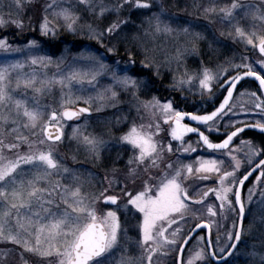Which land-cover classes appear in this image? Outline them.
<instances>
[{"label": "snow or ice", "instance_id": "snow-or-ice-1", "mask_svg": "<svg viewBox=\"0 0 264 264\" xmlns=\"http://www.w3.org/2000/svg\"><path fill=\"white\" fill-rule=\"evenodd\" d=\"M166 2L0 0V264H239L254 197L264 206V0ZM62 31L103 51L67 71L33 54ZM66 141L103 173L69 166Z\"/></svg>", "mask_w": 264, "mask_h": 264}, {"label": "rangeland", "instance_id": "rangeland-1", "mask_svg": "<svg viewBox=\"0 0 264 264\" xmlns=\"http://www.w3.org/2000/svg\"><path fill=\"white\" fill-rule=\"evenodd\" d=\"M183 1L184 2H187V3L189 2L191 4L193 3V0H183ZM197 2L202 3V4H205V5L208 4V0H197ZM227 2H229V0H217V3H220V4L227 3ZM192 11H193V8H192ZM29 14H31V13H29ZM214 27L217 29V34L219 33L220 30H226V28L223 25L220 24V22H219L218 19H217ZM197 30H199V29H197ZM24 32H25V34H27L28 33V29H24ZM15 34H16L15 32H13L11 30L9 31V36L10 37L13 36V35H15ZM69 35H71V34H69ZM58 36H59V33H58ZM71 36H72V38H74L75 36H79L82 39L85 38V40H89L90 41V39L87 38L86 34H83V33H77L76 35H74V36L71 35ZM32 38H40L39 37V33L38 32L35 33L34 36L33 35H27V39H32ZM223 39H226V38H223ZM24 40H25V37L24 36H21L20 39L17 40V43H23ZM92 41L95 42L94 40H91V42ZM85 44H86L85 42L84 43L81 42L80 45L73 46V45H70V44L65 43L63 41H60L58 44L52 46L51 48H49V46L45 45L43 51L34 52L33 54H35V55H45V54L52 55L53 52H54V59L57 58V57L63 56L64 59H63V62L61 64V67L65 71H67L68 70L67 66L73 64V57L80 56L81 54H83L84 56H87V55H89V53H96L97 55H99V52H101V50H102L97 43H96L95 46H93L91 44L90 45L89 44L88 45H85ZM200 47H201V49H204V48H206V45L203 44V43H201ZM225 51L227 53L228 50L226 49ZM4 55L5 54L0 53V62L3 61ZM8 58L10 60H13V59H21L22 57L19 54H9L8 55ZM106 62L109 63V64H111L112 63V60L109 59ZM187 67L189 68V70H192V69H194V68L197 67V61L195 60L194 57H188L187 58ZM173 68H175V65H173ZM54 71H55V68L53 67L50 70L49 74H51ZM166 74L169 77L168 79L172 81V75H174L176 73L175 72H168ZM110 83H111V80L110 79H108V78H102L101 81H100V85L98 86L96 92H90L88 94L96 95L97 92L103 91V87L106 86V85H108V84H110ZM117 90H119V89H117ZM124 99H127V97H124ZM236 102H237V104H245V105H247V103H248V97H246V96L241 97V96H239V94H237V96H236ZM126 113H127V108L125 106L122 109V111H115L114 109L106 108L99 115H100L101 119H103L104 117H110V118L120 117V116H122V115H124ZM133 115H135V113H133ZM140 115L143 117V119L142 120L137 119V123L148 124V123L152 122V117L150 116L149 113L142 111ZM94 127H99V125H94ZM91 130H92L91 128L88 129V131H91ZM67 131L70 133L71 132V128L67 129ZM116 134L119 135V133H116ZM238 143H239V141H237V144ZM73 145L74 146H77V144H76L75 141L71 142L70 144L66 141L65 142V145L60 148V153L65 157L66 162H67V164L69 166H74V162H71L72 156H69L67 154V152L64 150V148L66 149L68 146L73 147ZM78 149L82 153V158L80 157L81 159L80 160H77V161H87V164H86L87 169H93V168H95L96 171H98L100 173H103V171H104L103 165H101L99 167H96L93 164V162L91 161V158L88 157V154H87L86 150L83 147H78ZM66 154L71 159H68V157L66 156ZM114 154H115V150L113 151V155ZM240 155H241V159H243V155L242 154H240ZM195 157L196 156H193L192 159L194 160ZM188 162H190V161L189 160L188 161H185V163H188ZM117 167H122V164L117 165ZM79 171L83 172V171H85V169L84 168H80ZM259 199H260V197L258 195L255 196L254 197V200H253V203H252L251 206H254L255 208L259 209V211L262 210V212L264 213V206H261L259 204V202H258ZM255 219H257V218H255ZM253 221H254V217H253ZM0 248H5V246L4 245H0ZM0 259H4L2 253H0ZM18 260H19L18 256H15L14 254L13 255H9L6 258V260H5V264H14V262H15V264H18ZM162 264H165V262L162 261Z\"/></svg>", "mask_w": 264, "mask_h": 264}, {"label": "trees", "instance_id": "trees-1", "mask_svg": "<svg viewBox=\"0 0 264 264\" xmlns=\"http://www.w3.org/2000/svg\"><path fill=\"white\" fill-rule=\"evenodd\" d=\"M171 4H172V0H167L165 6L170 7V10L173 12L178 11V8L171 7ZM187 5H188V11L192 12V4L188 2ZM183 7H185V2L183 0H179V8H183ZM154 10H157V9H154ZM59 38H60V41H63L65 43H68V44L73 45V46L80 45L81 42L82 43L85 42L86 43L85 45H88V44L89 45L91 44L93 46L96 45L95 42H93V41L91 42V40L90 41L85 40V38L82 39L79 36H75L74 38H72V36L66 32H60ZM101 51H103V49ZM168 78H169L168 75L165 74L163 84L167 85V84H170L172 82ZM237 94L238 93H236L235 95L237 96ZM156 95L167 96L168 93H167V91H164L163 87H162L161 92L156 93ZM186 110L190 111L192 109L188 108ZM64 150L67 152V154L69 156L76 155L77 160H80L82 158V153L80 152V150L78 149L77 146H74V145H73V147L68 146L66 149L64 148ZM67 154H66V156H67ZM69 156H67L68 159H71ZM71 162H73L72 159H71ZM209 186H211V185H209ZM253 217H254V221H255V227L253 228V231L249 235L245 236L244 243L241 244L242 252L237 257V259L239 260V264H251L252 257L248 256L247 253L251 252L253 250L251 247L252 245H256L257 251L264 250V249H262V245H264V213L262 212V210L259 211V209L255 208L254 206H251L250 210H249L248 221H253ZM255 218H257V219H255ZM248 221H246V223H248Z\"/></svg>", "mask_w": 264, "mask_h": 264}, {"label": "flooded vegetation", "instance_id": "flooded-vegetation-1", "mask_svg": "<svg viewBox=\"0 0 264 264\" xmlns=\"http://www.w3.org/2000/svg\"><path fill=\"white\" fill-rule=\"evenodd\" d=\"M188 139H195V137L192 136L191 134H189L188 136H186V140H188Z\"/></svg>", "mask_w": 264, "mask_h": 264}, {"label": "water", "instance_id": "water-1", "mask_svg": "<svg viewBox=\"0 0 264 264\" xmlns=\"http://www.w3.org/2000/svg\"><path fill=\"white\" fill-rule=\"evenodd\" d=\"M187 122V121H186Z\"/></svg>", "mask_w": 264, "mask_h": 264}]
</instances>
